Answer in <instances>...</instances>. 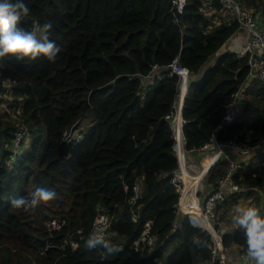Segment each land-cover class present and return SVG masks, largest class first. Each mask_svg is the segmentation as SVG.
<instances>
[{
  "label": "trees",
  "instance_id": "trees-1",
  "mask_svg": "<svg viewBox=\"0 0 264 264\" xmlns=\"http://www.w3.org/2000/svg\"><path fill=\"white\" fill-rule=\"evenodd\" d=\"M24 2L30 15L20 27L29 31L34 20L39 25L52 22L49 39L61 51L55 63L41 56L35 61L6 58L0 66L2 80L13 82L9 108L19 109L21 119V124L6 122L9 114L0 113V264H213L208 232L188 215L174 223L180 192L172 179L179 168V145L166 116L180 78L170 73L169 64L176 58L188 70L179 114L187 151L200 149L213 137L243 144L264 137V83L253 90L252 79L245 87L246 56L216 54L238 23H216L217 12L205 15L200 0H186L177 21L171 0ZM242 2L264 8V0ZM213 6L218 8L216 2ZM241 85L247 98L221 127ZM83 118L89 122L81 129L76 124ZM73 125L83 138L63 141V132ZM19 127L26 129L30 144L7 164L11 153L1 147L12 146ZM221 165L207 176L213 184L209 192L226 169ZM234 180L248 190L226 195L217 209L253 197L264 217V209L258 208L262 196L256 195L264 190V165L248 163ZM137 181L140 196L130 206L127 199ZM36 186L55 191L56 198L34 212L11 206L14 198H30ZM102 209L112 217L108 239L122 249L107 257L84 247ZM61 218L62 228L50 230L48 222ZM146 222L155 235L152 247L141 239ZM211 225L220 228L216 218ZM221 237L224 248L235 245L238 254L246 251L242 229Z\"/></svg>",
  "mask_w": 264,
  "mask_h": 264
},
{
  "label": "built area",
  "instance_id": "built-area-1",
  "mask_svg": "<svg viewBox=\"0 0 264 264\" xmlns=\"http://www.w3.org/2000/svg\"><path fill=\"white\" fill-rule=\"evenodd\" d=\"M200 1V9L205 13V15L210 16L213 13L217 12V16L215 17L216 23H228L229 21L234 20L238 23L237 31L225 43L227 44V48L225 50H222V47L224 48L225 46L224 44L216 54H221L223 52H234L239 58L246 56L247 64L249 66L248 75L253 74V79L264 83V8L258 7L256 9H252L246 6L242 2V0ZM213 2H216L218 4L217 9L214 8ZM185 5L186 0H171V6L173 9L172 14L175 21H177V17L182 14ZM37 25V21L34 20L29 31L33 30ZM243 30H245L248 35L247 39L243 41L241 46L232 45L233 42L238 39L237 34ZM169 71L170 73L176 74L180 78V86L184 82L188 81V70L178 64L176 58H174L169 64ZM0 83L4 88L3 96L9 99L7 104L10 105L12 99L10 90L13 86V82L9 80L8 82L7 80H2V77L0 75ZM7 83H11L10 89H8ZM185 92L186 88L184 94ZM246 98L247 95L243 90L242 85L238 86L237 90L232 95L231 104L223 119H226L227 122H230L238 114L237 112L239 110V106ZM176 100L173 107H175L180 114L182 102L181 100ZM18 113L19 111L17 112V114ZM166 119L170 123L173 139L176 141V144L179 145L176 153L179 168L174 172L172 179L174 186L180 192L178 210L182 214L188 215L192 224H196L201 229L207 231L210 235V263L225 264V259L218 250L217 232L211 225L212 219L217 209V205L225 199L226 195H234L245 192L246 190H248V187L245 184H240L234 180V175L238 173V171L243 167V164L231 159L228 155H226L227 153L224 151L226 149H229L230 151L235 152L241 157H248L251 154L254 145L238 143L234 139L218 141L215 137L211 138L207 143L202 145L201 148L203 149L214 146L216 148L214 155L217 159L224 158V162L226 163L227 167L220 178L216 181L213 190L208 193L205 199L198 200L196 199V194L200 187V183L199 181L197 183H194V179L199 174V172L192 173L189 172L186 168L185 153L187 152V150L185 149V140L181 130V123L183 122V120L181 119V115L179 120H177L176 112L173 111H171V113L166 116ZM20 130L21 129L18 128L14 132L12 146L13 144L18 146L27 136V133L23 136V134L20 133ZM63 138V141L66 142H78L83 138V132L79 127L75 128V126L73 125L63 132ZM257 143H264V137H259ZM179 153H181V159L179 158ZM186 183H188L187 187L185 186ZM122 185L124 189L127 188L124 183H122ZM141 188L142 185L138 181L133 183L131 187V195L127 199V203L130 206H133L136 200L139 198ZM130 212L132 220L135 221L136 215L134 214L133 208L130 209ZM111 220L112 217L105 210H99L92 222L91 232L96 227L105 226L107 228L108 237ZM206 223L209 224L210 227H207ZM64 224L65 220L63 218L53 219L52 221L48 222L50 230H59ZM142 235L143 236L141 239L144 240L146 245L152 247L155 240V235L149 234V222L145 223V228L143 229ZM70 244L71 246H74L73 242H70ZM135 249L137 248L135 247ZM245 257L246 251H241L239 253L240 264L254 263V261L246 260ZM198 264L207 263L203 262Z\"/></svg>",
  "mask_w": 264,
  "mask_h": 264
},
{
  "label": "clouds",
  "instance_id": "clouds-1",
  "mask_svg": "<svg viewBox=\"0 0 264 264\" xmlns=\"http://www.w3.org/2000/svg\"><path fill=\"white\" fill-rule=\"evenodd\" d=\"M30 15V8L24 0H0V66L6 58L16 61H35L44 57L55 63L61 49L49 39L52 22L37 25L33 30L26 31L20 27L22 18ZM56 198V192L36 186L30 198H14L11 206L25 212H34L41 204ZM236 227L243 230L246 242V260L255 264H264V217L256 207L239 208L233 216ZM199 244L200 241H195ZM88 250L99 249L101 255H115L122 249L107 237L105 226L96 227L84 241Z\"/></svg>",
  "mask_w": 264,
  "mask_h": 264
},
{
  "label": "crops",
  "instance_id": "crops-1",
  "mask_svg": "<svg viewBox=\"0 0 264 264\" xmlns=\"http://www.w3.org/2000/svg\"><path fill=\"white\" fill-rule=\"evenodd\" d=\"M247 33L245 30L240 31V33L237 34V40L233 42L232 45L235 46H241L243 41L247 39ZM227 48V44H225L224 48L222 47V50H225ZM240 108V107H239ZM252 139L250 135H247V140ZM258 140V139H257ZM256 141H253L251 144L254 145L251 154L248 157H241L238 154H236L233 151H230L229 149H226L224 152H226L231 159L234 161L240 162L243 164V167L247 165L248 163L252 164L254 162L259 163V165H264V161L261 158L262 153H264V143H257ZM248 144V143H246ZM250 144V145H251ZM216 151V148L214 146L208 147V148H200L195 151H187L185 153V164L186 168L189 172L195 173L199 172L197 177L194 179V182L200 183V187L198 189V192L196 194V199L203 200L208 195L210 189L212 188L213 184L209 183L207 180V176L211 169L215 168L216 166L222 164L223 167L224 158L217 159L214 155V152ZM182 158V156H181ZM225 164V163H224ZM227 167V165H226ZM259 191H257L259 195ZM264 193V190H261ZM256 192V191H255ZM190 196V195H189ZM262 196V195H261ZM253 197L246 199V198H238L236 203L230 204V206L233 207L235 205H238V208H248L250 205H246L252 203ZM246 202V203H245ZM237 212V210H236ZM184 216L179 210H177L176 219L174 220L175 225L177 222ZM214 220L216 217H213ZM217 219V218H216ZM231 223H221L217 221V224L220 225V228L216 231L217 232V242H218V250L222 254V256L225 259V264H240V258L238 254V247L235 245H232L230 247H223L222 244V237L221 233L226 232L228 230H233L236 227L233 220H231ZM215 229V228H214ZM216 230V229H215ZM157 264H162L161 262H158Z\"/></svg>",
  "mask_w": 264,
  "mask_h": 264
},
{
  "label": "rangeland",
  "instance_id": "rangeland-1",
  "mask_svg": "<svg viewBox=\"0 0 264 264\" xmlns=\"http://www.w3.org/2000/svg\"><path fill=\"white\" fill-rule=\"evenodd\" d=\"M0 85L2 86V84L0 83ZM253 85L254 86H252L253 88V90L255 89V87H258L259 88V85H260V83H259V81L258 80H255L254 79V81H253ZM7 87H8V89H10V87H11V83H7ZM0 113H2L3 114V112L4 111H7V113L9 114V116L8 117H6V118H4L3 119V121H6V122H10V123H16V124H21V119L18 117V114H17V112L19 111V110H17L16 108H9L10 107V105L9 104H7L8 103V98L7 97H4L3 96V90H0ZM20 112V111H19ZM88 122H89V119L88 118H83L78 124H76V125H79V127L82 129L83 127L84 128H86V126L88 125ZM19 129H21L20 130V133L21 134H23V136L27 133V131H26V129L23 127V128H20L19 127ZM14 137H11V142H12V139H13ZM29 140H30V138H29V136H26L25 138H24V146L22 145V146H20V144L18 145V146H16V145H14L13 144V146H11V147H8L7 145H2V147H1V150H5V151H7L6 153H11V156H10V158L8 159V160H5V162L7 163V164H11V163H13V161L15 160V158H16V155L18 156V155H20L21 154V152H23V150H26L27 148H28V146H29ZM4 148V149H3ZM14 150H15V152H14ZM264 156V153H262V155H261V157H263ZM263 161H264V158H261ZM225 163V162H224ZM225 167H226V163H225ZM256 195H258V193L256 194ZM259 195H260V197H261V195H262V200H259V207L258 208H260V210L261 209H264V193H263V191H261L260 190V192H259ZM258 195V196H259ZM260 197H259V199H260ZM252 202V201H251ZM246 203V202H245ZM247 206L248 205H250L249 207H256L255 205H254V202H252V203H250L249 202V204L247 203L246 204ZM257 208V207H256ZM237 209H239L238 208V205H235L234 207H233V209H232V207L231 206H227V207H220L219 209H217L216 211H215V213H214V217H216L217 218V221L218 222H220L221 221V223H231V221H230V219L231 220H233V216L234 215H236L237 214V212H236V210ZM260 212V211H259ZM262 213H264V210H263V212ZM171 249V247L168 249V251Z\"/></svg>",
  "mask_w": 264,
  "mask_h": 264
},
{
  "label": "water",
  "instance_id": "water-1",
  "mask_svg": "<svg viewBox=\"0 0 264 264\" xmlns=\"http://www.w3.org/2000/svg\"><path fill=\"white\" fill-rule=\"evenodd\" d=\"M253 79V74H249L248 75V78H247V81L245 82V87H247L249 85V83L252 81ZM187 87V82H184L180 87H179V90H178V94H177V100H181L182 102V99H183V96H184V91H185V88ZM176 100V101H177ZM172 111L173 112H176L177 109L175 107L172 108ZM228 122L226 121V119H223L221 121V124L220 126L223 127L227 124Z\"/></svg>",
  "mask_w": 264,
  "mask_h": 264
},
{
  "label": "bare ground",
  "instance_id": "bare-ground-1",
  "mask_svg": "<svg viewBox=\"0 0 264 264\" xmlns=\"http://www.w3.org/2000/svg\"><path fill=\"white\" fill-rule=\"evenodd\" d=\"M179 118H180V115H179V111L177 110V111H176V119L179 120ZM179 137H180V134H179ZM196 177H197V176H196ZM196 177H195V178H196ZM194 183H197V182H194ZM187 185H188V183L185 184L186 187H187ZM185 197H187V196H185ZM206 226H207V227H210V225L207 224V223H206Z\"/></svg>",
  "mask_w": 264,
  "mask_h": 264
}]
</instances>
